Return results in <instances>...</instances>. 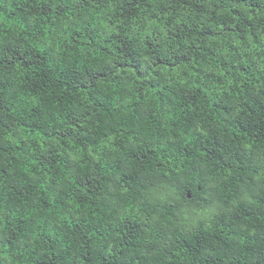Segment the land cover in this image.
<instances>
[{
  "label": "trees",
  "instance_id": "1",
  "mask_svg": "<svg viewBox=\"0 0 264 264\" xmlns=\"http://www.w3.org/2000/svg\"><path fill=\"white\" fill-rule=\"evenodd\" d=\"M262 13L0 0V264H264ZM113 56L133 78L88 72Z\"/></svg>",
  "mask_w": 264,
  "mask_h": 264
},
{
  "label": "clouds",
  "instance_id": "2",
  "mask_svg": "<svg viewBox=\"0 0 264 264\" xmlns=\"http://www.w3.org/2000/svg\"><path fill=\"white\" fill-rule=\"evenodd\" d=\"M47 2V0H46ZM55 4H59L61 7H63L65 4H70L72 6H76L79 5L80 0H54ZM114 7V5L110 4L108 9L103 12L98 14L99 17H103L107 15V11H111L112 8ZM262 15H264V13H262ZM108 19H111V17H107ZM71 19V17L69 18ZM103 23V27L99 28V32L102 33V37L96 42V46H98L99 44H103L104 43V38H108L109 41L111 42V37L112 34L115 33L117 31L116 25L115 23L113 24H107L106 21H102ZM146 29H142L140 24H136L133 26V30H132V34L133 36L137 37V43L142 45L143 44V40L147 37L144 36V33L146 32ZM139 34V35H137ZM60 37L63 41L67 40V35L64 33L60 34ZM57 37L55 36H47V35H40L39 33L36 34V38L35 40H30L27 43L23 44V47H28L29 45L32 48L35 49H40L42 51H46L49 53H52L53 55H55L56 53L52 52L53 49L58 48V47H62L63 44H57L56 43ZM86 40V45H85V51L92 53V56L89 57V60L83 61L84 64H88L90 62H92L95 58V46H93L91 44V42H87V38H85ZM6 41L3 39H0V44L5 43ZM175 48V46L173 45V49ZM0 53H2V49H0ZM161 55H163V53H161ZM119 57L113 56L111 58L109 57H105L103 59L102 62H96V63H92V66L90 68H88V72L92 75H97V74H103L104 72H111V74L113 76H115L117 79H123L124 77H127L129 79L134 77V73H131L129 71H125V72H120L118 70L115 69V67H106L107 65H112V61L113 59H118ZM197 132H200L201 129L199 127L196 128ZM89 155H91V153H89ZM76 169L73 168V172H75ZM69 211H73V209L69 208Z\"/></svg>",
  "mask_w": 264,
  "mask_h": 264
}]
</instances>
